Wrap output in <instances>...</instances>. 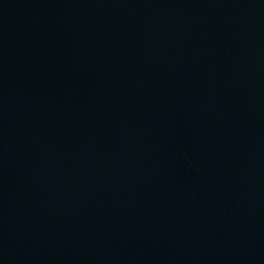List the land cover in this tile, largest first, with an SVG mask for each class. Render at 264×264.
<instances>
[{"label": "water", "instance_id": "obj_1", "mask_svg": "<svg viewBox=\"0 0 264 264\" xmlns=\"http://www.w3.org/2000/svg\"><path fill=\"white\" fill-rule=\"evenodd\" d=\"M0 264H264V0H0Z\"/></svg>", "mask_w": 264, "mask_h": 264}]
</instances>
